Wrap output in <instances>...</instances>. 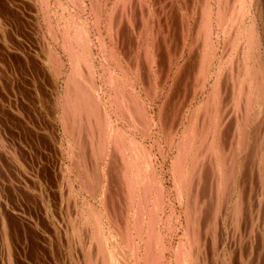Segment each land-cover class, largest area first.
<instances>
[{"label": "rangeland", "instance_id": "rangeland-1", "mask_svg": "<svg viewBox=\"0 0 264 264\" xmlns=\"http://www.w3.org/2000/svg\"><path fill=\"white\" fill-rule=\"evenodd\" d=\"M78 24L81 26L80 29ZM75 26L77 27L75 28ZM64 29L65 31H63ZM251 29L254 32H251ZM86 39L87 42H84ZM262 39L264 40V0H119V3L117 0H0V264H123V262H126L125 264H145L143 238H148V231L158 234L157 237L155 234L154 240L151 238L150 242L153 246L155 263L156 257H159L156 264H173L174 262V264H187L186 261L188 264H264V156H262L264 153V100L262 97L259 98L261 94L264 96V90L261 89L264 86V41ZM73 40L79 41L73 42ZM205 41L210 43V45L207 44L209 47L205 45ZM251 44L253 48L251 47L250 50ZM71 46L74 50L70 48ZM258 48L260 49L258 50ZM244 50L249 52L246 53ZM74 52L76 53L74 57L80 56L79 59L72 56ZM211 53L212 55H210ZM206 56L207 59L204 62ZM81 57L85 61H82ZM254 57H256L255 60ZM209 59L210 61H207ZM69 60L71 61L69 62ZM58 61L61 62L58 63ZM252 65H256V67ZM71 67H74L75 73ZM106 67L110 69V72L106 70L108 69ZM254 67L258 68L260 72ZM244 69L247 70L246 74H243ZM71 70L77 79L75 80V77L72 76L74 78L72 80L78 82L79 79L80 81L83 79L78 83H82V85L86 83L85 85L90 88L83 85L86 92L89 93L86 94V100L88 97L91 98H88L87 102L85 100V108L88 112L83 107V111L78 113V109L76 110L74 107L77 106L75 105L76 101L69 98L74 94L71 92L72 88L67 87L66 81L67 77H71ZM88 70L91 72L89 73ZM113 71L116 76H113ZM216 74L219 77H216ZM243 75H246L247 78H244ZM88 76L93 79L91 80ZM110 76L116 77V79H111ZM85 78H88L89 81L86 82ZM245 79L253 81L246 83ZM240 82L244 84L241 86ZM253 82L259 85L256 84V87ZM212 83L217 84L215 90H211ZM219 83L220 85H218ZM238 85L242 87L243 91ZM118 86H121V90ZM95 87L98 88L95 89ZM243 87L248 89V93L251 92L250 96H247L248 93ZM66 88L67 90L70 88V93ZM211 92L212 94H210ZM256 94L259 95L256 96ZM243 95L245 98L242 97ZM256 97L262 100V105L261 100L257 101ZM220 101L222 102L220 103ZM69 103H71V108ZM206 103H208L207 106ZM139 104L143 106L141 107ZM250 108L252 109L250 110ZM254 108H257L256 114ZM65 110H68L70 115ZM134 111L136 112L134 113ZM91 114H95L98 120ZM213 114V118L216 117L214 121L212 120ZM257 114H259L258 118H256ZM203 116H205L204 120ZM238 118L240 121L242 120L241 124H238L240 123L237 122ZM140 119L143 120V123ZM251 121L254 123L252 124ZM105 124L111 126L107 127L108 125ZM246 124L247 126L244 128ZM102 126L103 128H101ZM261 126L263 127L260 128ZM200 127L203 128V131ZM142 128H144L143 132ZM242 128L243 131H241ZM83 129L85 130L83 131ZM195 129L201 130L199 133L203 132L204 137H201L202 134L199 136L200 134ZM165 130L166 133H164ZM209 132L213 133L214 137L211 138ZM107 133L109 137L105 136ZM95 134L97 136L94 137ZM103 134L105 138L102 137ZM238 134L241 136L244 134V137L247 138H244L246 142L243 141V136L239 135L238 137ZM73 135L75 136L73 137ZM251 135L255 136L254 139ZM195 136H198L199 140H201L199 137L205 138L203 139L205 141L201 140L205 143L199 141ZM217 137L219 141L216 139ZM251 137L252 142L250 141ZM208 138L211 142L208 141ZM110 140L112 141L110 142ZM198 142L202 144H198ZM251 143L255 144L251 146ZM187 145L188 147H186ZM213 147L216 148L213 150ZM127 148L129 149L126 150ZM121 150H124L125 153H122ZM194 150L196 153L193 152ZM255 151L257 152L255 153ZM135 152L139 153L138 156L143 157L142 161L145 160L146 155L148 159L143 162L140 160L137 164L134 162L136 161L134 156L137 155ZM226 152L229 156L226 155ZM259 152L260 154H258ZM109 155L112 157L109 158ZM200 155L201 158H197ZM195 157L196 160H194ZM121 158L122 160H120ZM148 160L149 162H147ZM215 160H218L217 163ZM179 161H182V164H179ZM174 163L178 165L175 164V166ZM195 163L196 165H193ZM144 164L147 169L143 170ZM216 164L218 167H215ZM131 165L133 167H130ZM223 165L228 167L225 168ZM128 167L132 173L134 172V179L136 180V177L139 176L141 181L139 178L138 181L131 179L130 171L127 172ZM125 168L123 176L125 175L127 178L124 179L122 176L124 171L121 172V170ZM134 168L137 171H134ZM225 169L229 170H226L228 173L224 172ZM85 170L86 172H84ZM187 171L192 173L189 178L191 182L187 181L189 177V174L187 177L185 175ZM88 173L89 176H87ZM182 174L183 176H181ZM214 175H219L217 176L218 181ZM224 175L229 176L230 180ZM179 176L184 178L181 180ZM225 177L228 182H225ZM144 179H152L149 182L154 184L151 185L148 180L146 182ZM128 180L131 181L128 182ZM184 181L191 185L186 188L188 183L185 184ZM142 182L144 185H141ZM223 182L225 183L223 184ZM145 185L148 187L149 193L145 189ZM137 186L138 188H136ZM151 187L158 193L156 194ZM174 189L177 190L174 191ZM142 190L146 195H149L147 198L146 195H142ZM137 191L139 194L142 192L139 197ZM180 191L181 193H177ZM132 193L135 194L134 198L131 196ZM150 193H154L152 196L155 200L151 199ZM258 194L262 199L257 196ZM185 198H188V201ZM260 200L261 202H259ZM139 201L142 207L139 206ZM135 202L137 203L135 204ZM153 204L156 205V209ZM235 204L239 206L240 211L236 210L237 207L234 208ZM149 205H152L153 209H149L150 212L152 210V213L146 214ZM183 206H186L185 210ZM134 207L136 210H133ZM132 210L136 213L132 214ZM232 210L237 212L233 214ZM144 211L146 212L144 213ZM233 218L234 220H232ZM141 219L144 223H140ZM146 221L149 223L148 227H146ZM139 223L140 226L142 224V227H138ZM152 223L157 224L153 225ZM113 227L117 230L115 231ZM144 230H147V237L144 236ZM97 236L98 238H96ZM110 239L111 242H109ZM136 246L139 249H136ZM111 249L112 252H110ZM96 250H99V253ZM101 251L104 252L101 253ZM178 251L180 252L178 253ZM158 252L159 254H157Z\"/></svg>", "mask_w": 264, "mask_h": 264}, {"label": "bare ground", "instance_id": "bare-ground-1", "mask_svg": "<svg viewBox=\"0 0 264 264\" xmlns=\"http://www.w3.org/2000/svg\"><path fill=\"white\" fill-rule=\"evenodd\" d=\"M93 1H94V0H93ZM117 1H118V3H119V0H117ZM127 1H128V0H127ZM241 1H242V0H241ZM250 1H251V0H250ZM112 2H113V1H112ZM121 2H122V1H121ZM113 3H114V2H113ZM232 3H233V2H232ZM236 3H237V2H236ZM97 4H98V3H97ZM241 4H242V3H241ZM91 5H92V4H91ZM103 5H104V4H103ZM44 6H45V5H44ZM116 6H117V4H116ZM138 6H139V5H138ZM206 6H207V5H206ZM238 6H239V5H238ZM240 6H241V5H240ZM173 7H174V6H173ZM96 8H97V7H96ZM198 8H199V7H198ZM114 9H115V8H114ZM173 9H174V8H173ZM209 9H210V8H209ZM217 9H218V8H217ZM224 9H225V8H224ZM220 10H221V9H220ZM230 10H232V9H230ZM245 10H246V9H245ZM91 11H92V10H91ZM190 11H191V10H190ZM257 11H258V10H257ZM93 12H94V11H93ZM231 12H232V11H231ZM240 12H241V11H240ZM45 13H46V11H45ZM167 13H168V12H167ZM203 13H204V12H203ZM208 13H209V12H208ZM234 13H235V12H234ZM234 13H233V14H234ZM242 13H243V12H242ZM255 13H256V12H255ZM47 14H48V13H47ZM52 14H53V13H52ZM58 14H59V13H58ZM93 14H94V13H93ZM105 14H106V13H105ZM122 14H123V13H122ZM138 14H139V13H138ZM205 14H206V13H205ZM113 15H114V14H113ZM127 15H128V14H127ZM221 15H222V14H221ZM240 15H241V14H240ZM240 15H239V18H240ZM204 16H205V15H204ZM231 16H232V15H231ZM235 16H236V15H235ZM237 16H238V15H237ZM41 17H42V16H41ZM95 17H96V16H95ZM116 17H117V16H116ZM200 17H201V16H200ZM225 17H226V16H225ZM225 17H224V18H225ZM241 17H242V16H241ZM143 18H144V16H143ZM178 18H179V17H178ZM184 18H185V17H184ZM204 18H205V17H204ZM206 18H207V17H206ZM232 18H233V17H232ZM234 18H235V17H234ZM107 19H108V17H107ZM111 19H112V18H111ZM63 20H64V19H63ZM225 20H226V19H225ZM232 20H233V19H232ZM240 20H241V19H240ZM240 20H239V21H240ZM72 21H73V20H72ZM112 21L114 22V20H112ZM163 21H164V20H163ZM236 21H238V20H236ZM130 22H131V21H130ZM200 22H201V21H200ZM64 23H65V22H64ZM90 23H91V22H90ZM132 23H133V22H132ZM206 23H207V22H206ZM96 24H97V23H96ZM143 24H144V23H143ZM218 24H219V23H218ZM246 24H247V23H246ZM81 25H82V24H81ZM83 25H85V24H83ZM167 25H168V24H167ZM216 25H217V24H216ZM222 25H223V24H222ZM222 25H221V26H222ZM237 25H238V24H237ZM78 26H79V29H80L81 26H80L79 24H78ZM108 26H109V25H108ZM221 26H219V27H221ZM76 27H77V26H75V28H76ZM169 27H170V26H169ZM84 28H85V27H84ZM95 28H96V26H95ZM182 28H183V27H182ZM227 28H228V27H227ZM247 28H248V27H247ZM206 29H207V28H206ZM206 29H205V30H206ZM254 29H255V28H254ZM61 30H62V29H61ZM135 30H136V28H135ZM138 30H139V29H138ZM232 30H233V29H232ZM236 30H237V29H236ZM243 30H244V29H243ZM251 30H252L251 32H254L253 29H251ZM63 31H65V29H64ZM110 31H111V30H110ZM159 31H160V30H159ZM210 31H211V30H210ZM255 31H256V30H255ZM77 32H79V31H77ZM80 32H81V30H80ZM195 32H196V31H195ZM234 32H235V31H234ZM237 32H238V31H237ZM251 32H250V33H251ZM63 33H64V32H63ZM66 33H67V32H66ZM97 33H98V32H97ZM118 33H119V32H118ZM147 33H148V32H147ZM164 33H165V32H164ZM242 33H243V32H242ZM244 33H245V32H244ZM247 33H248V32H247ZM64 34H65V33H64ZM64 34H63V35H64ZM76 34H77V33H76ZM78 34H79V33H78ZM87 34H88V33H87ZM209 34H210V33H209ZM257 34H258V33H257ZM65 35H66V34H65ZM65 35H64V36H65ZM84 35H85V34H84ZM153 35H154V34H153ZM254 35H255V34H254ZM67 36H68V35H67ZM233 36H234V35H233ZM77 37H78V35H77ZM87 37H88V36H87ZM109 37H110V36H109ZM184 37H185V36H184ZM190 37H191V36H190ZM204 37H205V36H204ZM250 37H251V35H250ZM253 37H254V36H253ZM67 38H68V37H67ZM72 38H73V36H72ZM78 38H79V37H78ZM85 38H86V36H85ZM170 38H171V37H170ZM208 38H209V37H208ZM261 38H262V37H261ZM64 39H65V38H64ZM79 39H80V38H79ZM81 39H82V38H81ZM87 39H89V38H87ZM87 39H86V41H84V42H87ZM125 39H126V38H125ZM153 39H154V38H153ZM234 39H235V38H234ZM234 39H233V40H234ZM247 39H248V38L246 37V40H247ZM54 40H55V39H54ZM61 40H62V39H61ZM84 40H85V39H84ZM95 40H96V39H95ZM139 40H140V39H139ZM149 40H150V39H149ZM229 40H230V39H229ZM249 40H250V38H249ZM249 40H248V42H250ZM253 40H255V39H253ZM253 40H252V41H253ZM257 40H258V39L256 38V41H257ZM262 40H263V39H262ZM74 41H76V40H73V42H74ZM77 41H79V40H77ZM77 41H76V42H77ZM88 41H89V40H88ZM101 41H102V40H101ZM236 41H237V40H236ZM243 41H244V40H243ZM243 41H242V42H243ZM263 41H264V40H263ZM80 42H81V41H80ZM102 42H104V41H102ZM205 42H206V41H205ZM222 42H223V41H222ZM233 42H234V41H233ZM253 42H254V41H253ZM69 43H70V42H69ZM114 43H115V42H114ZM140 43H141V42H140ZM203 43H204V42H203ZM208 43H209V42H206L205 45H207ZM246 43H247V41H246ZM75 44H76V43H75ZM119 44H120V43H119ZM240 44H241V43H240ZM247 44H248V43H247ZM252 44H255V43H252ZM252 44H251V46H250V50H251ZM258 44H260V43H258ZM261 44H262V43H261ZM83 45H84V44H83ZM88 45H89V44H88ZM143 45H144V44H143ZM179 45H180V44H179ZM201 45H202V44H201ZM208 45H210V43H209ZM208 45H207V46H208ZM65 46H66V45H65ZM72 46H73V45H72ZM72 46L70 47L71 49H72ZM77 46H78V45H77ZM77 46H76V47H77ZM236 46H237V45H236ZM239 46L241 47V45H239ZM66 47H67V46H66ZM81 47H82V46H81ZM83 47H84V46H83ZM86 47H87V46H86ZM143 47H144V46H143ZM147 47H148V46H147ZM163 47H164V46H163ZM199 47H200V46H199ZM208 47H209V46H208ZM255 47H257V46H255ZM68 48H69V47H68ZM84 48H85V47H84ZM252 48H253V47H252ZM262 48H263V47H262ZM49 49H50V48H49ZM71 49H70V50H71ZM75 49H76V48H75ZM87 49H88V47H87ZM89 49H90V48H89ZM209 49H210V48H209ZM224 49H225V48H224ZM259 49H260V48H258V50H259ZM72 50H74V48H73ZM72 50H71V51H72ZM81 50H83V48H81ZM242 50H243V49H242ZM246 50H247V49H246ZM48 51H49V50H48ZM71 51L69 52V54L73 52V51H72V52H71ZM77 51H78V50H77ZM146 51H148V50H146ZM208 51H211V50H208ZM244 51H245V50H244ZM255 51H256V50H255ZM49 52H50V51H49ZM79 52H80V50H79ZM81 52H82V51H81ZM201 52H202V51H201ZM205 52H207V51H205ZM245 52H246V51H245ZM247 52H249V51H247ZM247 52H246V53H247ZM250 52H251V51H250ZM51 53H52V52H51ZM202 53H203V52H202ZM239 53H240V52H239ZM255 53H256V52H255ZM143 54H144V53H143ZM147 54H148V53H147ZM160 54H161V53H160ZM208 54H209V53H208ZM224 54H225V53H224ZM70 55H71V54H70ZM74 55H76L75 52H74V54H73L72 56L74 57ZM78 55H79V54H78ZM85 55H86V54H85ZM125 55H127V54H125ZM149 55H150V54H149ZM210 55H212V53H211ZM238 55H239V54H238ZM247 55H248V54H247ZM251 55H252V53H251ZM253 55H254V54H253ZM66 56H67V55H66ZM68 56H69V55H68ZM81 56H82V54H81ZM88 56H89V55H88ZM105 56H106V55H105ZM112 56H113V54H112ZM122 56H123V55H122ZM144 56H145V55H144ZM147 56H148V55H147ZM159 56H160V55H159ZM204 56H205V53H204ZM207 56H208V55H207ZM207 56H206V58L203 60L204 62H206L205 60L207 59ZM235 56H236V55H235ZM245 56H246V55H245ZM50 57H51V56H50ZM79 57H80V56H77V57H74V58H75V59H79ZM101 57H102V56H101ZM124 57H125V56H124ZM124 57H123V58H124ZM148 57H150V56H148ZM167 57H168V56H167ZM202 57H203V56H202ZM210 57L212 58V56H210ZM221 57H222V56H221ZM230 57H232V56H230ZM230 57H229V58H230ZM262 57H263V56H262ZM55 58H56V57H55ZM67 58L70 59V57H67ZM113 58H114V57H113ZM150 58H151V57H150ZM203 58H204V57H203ZM211 58H210V59H211ZM238 58H239V57H238ZM244 58H245V57H244ZM255 58H256V57H254V60H255ZM57 59H58V58H57ZM81 59H82V57H81ZM83 59H84V58H83ZM83 59H82V61H85V60H83ZM90 59H91V58H90ZM114 59H115V58H114ZM128 59H129V57H128ZM168 59H169V58H168ZM210 59L207 60V61H210ZM72 60H73V59H72ZM115 60H116V59H115ZM129 60H130V59H129ZM218 60H219V59H218ZM221 60H222V59H221ZM225 60H226V59H225ZM260 60H261V59H260ZM51 61H52V60H51ZM70 61H71V60H69V62H70ZM75 61H76V60H75ZM242 61H243V60H242ZM250 61H251V60H250ZM60 62H61V61H60ZM60 62L58 61V63H60ZM73 62H74V61H73ZM88 62H91V61H88ZM116 62L118 63V61H116ZM131 62H132V61H131ZM200 62H201V61H200ZM219 62H220V61H219ZM239 62H240V61H239ZM261 62H262V61H261ZM77 63H78V62H77ZM151 63H152V62H151ZM151 63H150V64H151ZM221 63H222V62H221ZM230 63H231V62H230ZM262 63H263V62H262ZM69 64H70V63H69ZM82 64H83V63H82ZM82 64H81V66H82ZM115 64H116V63H115ZM120 64H121V63H120ZM122 64H123V63H122ZM202 64H204V63H202ZM219 64H220V63H219ZM219 64H217L218 67H219ZM237 64H238V63H237ZM248 64H249V63H248ZM256 64H257V63H256ZM73 65H74V63H73ZM79 65H80V64H79ZM84 65H85V64H84ZM112 65H113V64H112ZM156 65H157V64H156ZM207 65H208V64H207ZM220 65H221V64H220ZM241 65H242V64H241ZM243 65H245V64H243ZM246 65H247V64H246ZM53 66H54V64H53ZM74 66H75V65H74ZM76 66H77V65H76ZM104 66H105V65H104ZM129 66H130V65H129ZM133 66H134V65H133ZM208 66H209V65H208ZM247 66H248V65H247ZM247 66H246V67H247ZM252 66H255V67H256V65H252ZM260 66H261V65H260ZM260 66H258L259 69H260ZM112 67H113V66H112ZM116 67H117V66H116ZM120 67H121V66H120ZM201 67H202V66H201ZM233 67H234V65H233ZM248 67H249V66H248ZM255 67H254V68H255ZM261 67H262V66H261ZM58 68H59V67H58ZM67 68H68V67H67ZM71 68H72V67H71ZM85 68H86V67H85ZM100 68H101V67H100ZM106 68H108V67H106ZM207 68H208V67H207ZM234 68H235V67H234ZM251 68H253V67H251ZM52 69H53V68H52ZM54 69H55V68H54ZM75 69H76V68H75ZM79 69H80V68H79ZM88 69H89V66H88ZM201 69H202V68H201ZM228 69H229V68H228ZM240 69H241V68H240ZM245 69H246V68H245ZM245 69H244L243 74H246V72H247V70H245ZM255 69H256V70H259L258 68H255ZM72 70H74V67L72 68ZM72 70H71V71H72ZM90 70H91V69H90ZM90 70H88L89 73L91 72ZM104 70H105V69H104ZM104 70H103V71H104ZM106 70L109 71L110 69L108 68V69H106ZM112 70H113V69H112ZM136 70H137V69H136ZM219 70H221V69H219ZM219 70H218V72H219ZM253 70H254V69H253ZM260 70H262V69H260ZM260 70H259L258 72H260ZM58 71H59V70H58ZM224 71H225V70H224ZM233 71H234V70H233ZM239 71H240V70H239ZM241 71H242V70H241ZM51 72H52V71H51ZM67 72H68V71H67ZM69 72H70V71H69ZM78 72H79V71H78ZM101 72H102V71H101ZM109 72H110V71H109ZM119 72H120V71H119ZM204 72H205V71H204ZM218 72H217V73H218ZM228 72H229V71H228ZM74 73H75V70H74ZM74 73H73V71H72L71 77H67V76H65V77L68 78V79L66 80L67 83H68V84H67V87L70 86V87L72 88V89H71L72 91L70 90V88H68L69 90H67V88H66V90H67L69 93H70V91H71L72 93L74 92V94L71 93L72 95H71L69 98H71V99H73V100L76 101V102L73 101V102H75V105H77V106H74V107H76V110L78 109L77 111H78V113H79V111L81 112V110H82L83 107H84L85 111H87V109L85 108V106H86V105H85V104H86V103H85V100H86L85 97H87L86 94H87L88 92H86V89H84V87H83V85H85L86 83L83 84V85H82V83H78V82L80 81V79L78 80V82L75 81V80H77V79H76V77L74 76ZM123 73H124V72H123ZM125 73H126V72H125ZM143 73H144V72H143ZM213 73H214V72H213ZM219 73H220V72H219ZM219 73H218V74H219ZM229 73H230V72H229ZM252 73H253V72H252ZM252 73H251V74H252ZM261 73H262V71H261ZM76 74H77V73H76ZM104 74H105V73H104ZM108 74L110 75V73H108ZM108 74H106V76H107ZM113 74H114V71H113ZM218 74H216V77H219V76H217ZM255 74L258 76L257 71H255ZM255 74H254V75H255ZM259 74H260V73H259ZM77 75H78V74H77ZM79 75H80V73H79ZM84 75H85V74H84ZM109 75H108V77H109ZM132 75H133V74H132ZM256 75H255V76H256ZM72 76L75 77V80H72V79H74ZM99 76H100V75H99ZM113 76H116V74H114ZM119 76H120V75H119ZM119 76H118V77H119ZM193 76H194V75H193ZM198 76H199V75H198ZM240 76H241V75H240ZM243 76H244V78L246 77V75H243ZM252 76H253V75H252ZM257 76H256V77H257ZM259 76H261V75H259ZM88 77L91 78V76H88ZM104 77H105V76H104ZM110 77H111V76H110ZM206 77H207V76H206ZM241 77H242V76H241ZM249 77H250V76H249ZM51 78H52V77H51ZM127 78H128V77H127ZM220 78H221V77H220ZM246 78H247V77H246ZM63 79H64V77H63ZM85 79H86V78H85ZM92 79H93V77L91 78V80H92ZM111 79H116V77H115V78H112V77H111ZM123 79H124V78H123ZM125 79H126V78H125ZM138 79H139V78H138ZM164 79H165V78H164ZM200 79H201V78H200ZM203 79H204V78H203ZM215 79L217 80L218 78H215ZM215 79H212V80H215ZM263 79H264V78H263ZM263 79H262V80H263ZM82 80H83V79H81V81H82ZM87 80L89 81L88 78L86 79V82H87ZM107 80H109V79L107 78ZM107 80H106V81H107ZM119 80H120V79H119ZM126 80H127V79H126ZM139 80H141V78H140ZM205 80H206V79H205ZM218 80H219V79H218ZM81 81H80V82H81ZM84 81H85V80H84ZM106 81H105V82H106ZM109 81H110V80H109ZM245 81H246V83H247L248 81H251V80H248V81H247V79H245ZM252 81H253V80H252ZM252 81H251V82H252ZM260 81H261V80H260ZM63 82H65V81H63ZM94 82H95V81H94ZM110 82H112V81H110ZM115 82H116V81H115ZM122 82L125 83L124 81H122ZM126 82H127V81H126ZM130 82H131V81H130ZM134 82H135V81H134ZM256 82H257V81H256ZM262 82H263V81H262ZM107 83H108V82H107ZM112 83H113V82H112ZM216 83H217V82H216ZM216 83H215V85L212 83V84H213V87L211 86V87H212L211 90H215L214 88H215L216 85H217ZM240 83H241V84H239V85H241V86L244 84V83L242 84V82H240ZM246 83H245V84H246ZM113 84H114V83H113ZM115 84H116V83H115ZM119 84H120V83H119ZM119 84H118V85H119ZM249 84H250V82H249ZM253 84H255V86H256V84H258V83H254V82H253ZM64 85H65V83H64ZM109 85H110V84H109ZM123 85H124V84H123ZM123 85H122V86H123ZM127 85H128V84H127ZM129 85H131V84H129ZM218 85H220V83H219ZM239 85H238V86H239ZM258 85H259V84H258ZM87 86H88V85H87ZM87 86L85 85L86 88H88ZM91 86H92V85H91ZM93 86H94V85H93ZM96 86H97V85H96ZM114 86H115V85H114ZM236 86H237V85H236ZM241 86H239V87H240L241 90H242V87H241ZM247 86H248V85H247ZM109 87H110V86H109ZM118 87H119V86H118ZM120 87H121V86H120ZM120 87H119V88H120ZM123 87H124V86H123ZM130 87H131V86H130ZM217 87H218V86H217ZM229 87H230V86H229ZM248 87H249V86H248ZM248 87H247V88H248ZM256 87H257V86H256ZM93 88H94V87H93ZM96 88H98V87H95V89H96ZM232 88H233V87H232ZM240 88H239V89H240ZM245 88H246V87H245ZM88 89H90V88H88ZM112 89H113V88H112ZM117 89H118V88H117ZM122 89H123V88H122ZM126 89H127V88H126ZM146 89H147V88H146ZM148 89H149V88H148ZM235 89H236V88H235ZM235 89H234V90H235ZM239 89H238V90H239ZM243 89H244V87H243ZM261 89L264 90V86L261 87ZM104 90H105V89H104ZM119 90H121V88H120ZM127 90H128V89H127ZM226 90H227V89H226ZM231 90H232V89H231ZM244 90H246V89H244ZM247 90H248V89H247ZM247 90H246V93H248ZM87 91H88V90H87ZM111 91H112V90H111ZM128 91H129V90H128ZM242 91H243V90H242ZM250 91H251V90H250ZM255 91H256V90H255ZM255 91H253V92H255ZM101 92H102V90L100 91V93H101ZM112 92H113V91H112ZM121 92H122V91H121ZM153 92H154V91H153ZM212 92H213V91H212ZM212 92H211L210 94H212ZM223 92H224V91H223ZM237 92L239 93V91H237ZM244 92H245V91H244ZM258 92H259V91H258ZM63 93H65V91H63ZM93 93H95V92L93 91ZM107 93H108V91H107ZM109 93H110V92H109ZM122 93H123V92H122ZM127 93H128V92H127ZM227 93H228V92H227ZM233 93H234V92H233ZM238 93H237V95L240 94V93H239V94H238ZM246 93H244V95H245ZM249 93H251V92H249ZM249 93H248V95H247V94H246V95H247V96H250ZM256 93H257V92H256ZM88 94H89V93H88ZM119 94H120V93H119ZM131 94H132V93H131ZM194 94H195V93H194ZM229 94H230V92H229ZM242 94H243V93H242ZM260 94H261V93H260ZM263 94H264V92H263ZM85 95H86V96H85ZM91 95H92V94H91ZM106 95H107V94H106ZM109 95H110V94H109ZM124 95H125V93H124ZM208 95H209V94H208ZM244 95H243L242 97H244ZM253 95H254V94H253ZM253 95H252V97H253ZM257 95H259V94H256V96H257ZM89 96H90V95H89ZM96 96H97V95H96ZM96 96H94V97H96ZM110 96H111V95H110ZM120 96H121V95H120ZM127 96H128V95H127ZM209 96H212V95H209ZM229 96H230V95H229ZM61 97H62V96H61ZM65 97H66V96H65ZM65 97H64V98H65ZM112 97H113V95H112ZM117 97H118V96H117ZM233 97H234V95H233ZM260 97H262V99L264 100V98H263L264 96H262V94H261V96L259 95V98H260ZM88 98H90V97H88ZM88 98H87L86 102L88 101ZM107 98H108V96H107ZM139 98H140V97H139ZM217 98H218V97H217ZM228 98H229V97H228ZM238 98H239V96H238ZM240 98H241V96H240ZM244 98H245V97H244ZM253 98H254V97H253ZM253 98H252V99H253ZM259 98L257 99V97H256L255 99H257V101H258ZM57 99H58V98H57ZM71 99H70V100H71ZM90 99H91V98H90ZM95 99H96V98H95ZM120 99H121V98H120ZM210 99H211V98H210ZM210 99H209V101H210ZM214 99H215V98H214ZM214 99H213V100H214ZM225 99H226V97H225ZM229 99H230V98H229ZM248 99H250V97H248ZM63 100H64V99H63ZM67 100H69V99H67ZM107 100H108V99H107ZM112 100H114V99H112ZM117 100H118V99H117ZM137 100H138V99H137ZM238 100H240V99H238ZM242 100H243V99H241L240 101H242ZM260 100H261V99H260ZM260 100H259V101H260ZM92 101H93V100H92ZM214 101H215V100H214ZM231 101H232V100H231ZM234 101H235V100H234ZM97 102H98V100H97ZM110 102H111V101H110ZM141 102H142V101H141ZM216 102H217V101H216ZM221 102H222V101H220V103H221ZM237 102H238V101H237ZM248 102H251V101L248 100ZM248 102H247V103H248ZM252 102H253V101H252ZM261 102H262V100L260 101V103H261ZM60 103L62 104V102H60ZM67 103H68V102H67ZM71 103H72V102H71ZM71 103H69V106H70ZM94 103H95V102H94ZM94 103H93V104H94ZM107 103H108V102H107ZM116 103H118V102H116ZM242 103H243V102H242ZM254 103L256 104V101H254ZM124 104H125V103H124ZM216 104H217V103H216ZM244 104L246 105V103H244ZM249 104H250V103H249ZM263 104H264V101H263ZM73 105H74V103H73ZM91 105H92V102H91ZM95 105H96V104H95ZM102 105H103V104H102ZM106 105H107V104H106ZM114 105H115V104H114ZM128 105H129V104H128ZM134 105H135V104H134ZM139 105H140V104H139ZM144 105H145V104H144ZM205 105L207 106L208 103H206ZM211 105H212V104H211ZM222 105H223V103H222ZM239 105H240V104H239ZM261 105H262V103H261ZM69 106H66V107L68 108ZM87 106H88V105H87ZM96 106H97V105H96ZM108 106L110 107V105H108ZM123 106H124V105H123ZM137 106H138V105H137ZM140 106H141V105H140ZM142 106H143V105H142ZM142 106H141V107H142ZM161 106H162V105H161ZM233 106H234V105H233ZM248 106H251V105H248ZM248 106H247V107H248ZM257 106H259V105L257 104ZM263 106H264V105H263ZM263 106H262V107H263ZM60 107H61V105H60ZM89 107H90V106H89ZM101 107H102V106H101ZM124 107H125V106H124ZM124 107H123V108H124ZM138 107H139V106H138ZM138 107H137V108H138ZM141 107H140V108H141ZM179 107H180V106H179ZM193 107H194V106H193ZM200 107H201V106H200ZM214 107H215V106H214ZM262 107H261V108H262ZM70 108H71V106H70ZM79 108H81V109L79 110ZM92 108H93V106H92ZM107 108H108V107H107ZM114 108H115V107H114ZM163 108H164V107H163ZM183 108H184V107H183ZM206 108H208V107H206ZM212 108H213V106H212ZM221 108H222V106H221ZM235 108H236V107H235ZM245 108H246V107H245ZM252 108H253V107H252ZM252 108H250V110H251ZM257 108H258V107H257ZM257 108H256V109H257ZM64 109H65V107H64ZM64 109H63V110H64ZM88 109H90V108H88ZM132 109H133V108H132ZM194 109H195V108H194ZM202 109H203V108H201V110H202ZM229 109H230V107H229ZM243 109H244V108H243ZM256 109L254 108V111H255L254 113H255V114H256ZM76 110H75V111H76ZM93 110H94V109H93ZM99 110H100V109H99ZM111 110H112V109H111ZM117 110H118V109H117ZM123 110H125V109H123ZM134 110H136V109L134 108ZM138 110L141 111V109H138ZM142 110H143V109H142ZM196 110H197V109H196ZM203 110H204V109H203ZM205 110H206V109H205ZM218 110H219V108H218ZM244 110H245V109H244ZM250 110H249V111H250ZM65 111L68 112V110H65ZM65 111H63V112H65ZM71 111L73 112V110H71ZM82 111H83V110H82ZM89 111H90V110H89ZM101 111H102V110H101ZM105 111H106V110H105ZM144 111H145V110H144ZM234 111H235V110H234ZM249 111H248V112H249ZM262 111H263V110H262ZM67 112H65V113L67 114ZM87 112H88V111H87ZM124 112H125V111H124ZM127 112H128V110H127ZM135 112H136V111H134V113H135ZM145 112H146V111H145ZM159 112H160V111H159ZM159 112H158V113H159ZM201 112H202V111H201ZM213 112H214V110H213ZM238 112H239V111H238ZM263 112H264V111H263ZM68 113H69V112H68ZM78 113L75 112V114H78ZM98 113L100 114L101 112L99 111ZM115 113H116V112H115ZM121 113H122V112H121ZM151 113H152V112H151ZM211 113H212V112H211ZM80 114H81V113H80ZM87 114H89V113H87ZM96 114H97V113H96ZM113 114H114V113H113ZM124 114H125V113H124ZM126 114H127V113H126ZM159 114H161V112H160ZM194 114H195V113H194ZM198 114H200V113L198 112ZM198 114H197V115H198ZM201 114H202V113H201ZM214 114H215V113H214ZM214 114H213L212 118L214 117ZM233 114H234V113H233ZM242 114H243V112H242ZM255 114H254V116H255ZM259 114H260V113H259ZM259 114H257L256 118L259 117ZM67 115H68V114H67ZM69 115H70V113H69ZM89 115H90V114H89ZM92 115H93V114H91V116H92ZM102 115H103V114H102ZM118 115H119V114H118ZM136 115H137V114H136ZM143 115H144V113H143ZM203 115H204V114H203ZM76 116H77V115H76ZM93 116L96 117V118H95L96 120H98V118H97V116H95V114H94ZM109 116H110V115H109ZM126 116H127V115H126ZM144 116H145V115H144ZM191 116H192V115H191ZM198 116H200V115H198ZM201 116H202V115H201ZM218 116H219V114H218ZM224 116H225V115H224ZM236 116H237V115H236ZM239 116H240V115H239ZM242 116H243V115H242ZM254 116H253V117H254ZM260 116H261V115H260ZM117 117H118V116H117ZM120 117H121V116H120ZM124 117H125V116H124ZM142 117H143V116H142ZM146 117H147V116H146ZM160 117H162V116H160ZM160 117H158V118H160ZM196 117H197V116H196ZM204 117H205V116H203V118H202L203 120H204ZM206 117H207V116H206ZM234 117H235V116H234ZM251 117H252V116H251ZM253 117H252V118H253ZM262 117H263V115H262ZM66 118H68V117H66ZM84 118H85V117H84ZM105 118H106V117H105ZM114 118H115V116H114ZM188 118H189V117H188ZM190 118H192V117H190ZM215 118H216V117H215ZM215 118H213L212 120L214 121ZM231 118H232V116H231ZM241 118H242V117H241ZM69 119H71V118H69ZM75 119H76V118H75ZM78 119H79V118H78ZM121 119H122V118H121ZM129 119H130V118H129ZM136 119H137V118H136ZM150 119H151V118H150ZM160 119H162V118H160ZM221 119H222V118H221ZM238 119H239V118H238ZM238 119H237V120H238ZM243 119H244V118H243ZM67 120H68V119H67ZM83 120H85V119H83ZM92 120H93V119H92ZM107 120H109V119H107ZM107 120H106V121H107ZM115 120H116V119H115ZM127 120H128V119H127ZM134 120H135V119H134ZM140 120H141V119H140ZM187 120H188V119H187ZM189 120H190V119H189ZM200 120H201V119H200ZM200 120H199V121H200ZM205 120H206V119H205ZM231 120H232V119H231ZM237 120H236V121H237ZM261 120H262V119H261ZM261 120H260V121H261ZM75 121H76V120H75ZM75 121H74V122H75ZM142 121H143V120H141V122H142ZM150 121H151V120H150ZM154 121H155V120H154ZM190 121H191V120H190ZM194 121H195V120H194ZM196 121H197V119H196ZM196 121H195V122H196ZM234 121H235V120H234ZM241 121H242V120H241ZM241 121H240V119H239L237 122H240V123H238V124H241ZM248 121H249V119H248ZM252 121H254V120H252ZM252 121H251V122H252ZM257 121H258V119H257ZM260 121H259V122H260ZM63 122H64V121H63ZM95 122L97 123V121H95ZM98 122H99V121H98ZM108 122H109V121H108ZM108 122H106V123H108ZM218 122H219V120H218ZM218 122H217V123H218ZM251 122H250V123H251ZM254 122H255V121H254ZM254 122H252V124H253ZM263 122H264V121H263ZM65 123H66V122H65ZM69 123H70V122H69ZM142 123H143V122H142ZM203 123H204V122H203ZM203 123H201V124H203ZM215 123H216V122H215ZM215 123H213V124H215ZM224 123H225V122H224ZM255 123H256V122H255ZM83 124H84V122H83ZM88 124H89V123H88ZM91 124H94V123H91ZM108 124H109V123H108ZM108 124H107V125H108ZM112 124H113V123H112ZM130 124H131V123H130ZM150 124H151V123H150ZM155 124H156V122H155ZM182 124H183V123H182ZM189 124H190V123H189ZM199 124H200V123H199ZM238 124H237V126H238ZM252 124H251V126H252ZM257 124H261V123H257ZM263 124H264V123H263ZM61 125H62V124H61ZM66 125H67V124H66ZM76 125H77V124H76ZM85 125H86V124H85ZM85 125H84V126H85ZM105 125H106V124H105ZM107 125H106V126H107ZM131 125H132V124H131ZM147 125H148V124H147ZM186 125H188V124H186ZM194 125H195V124H194ZM205 125H206V124H205ZM62 126H63V125H62ZM73 126H75L74 123H73ZM82 126H83V125H82ZM88 126H89V125H88ZM88 126H87V128H88ZM98 126H99V125H98ZM110 126H111V125H108L107 127H110ZM126 126H127V125H126ZM136 126H137V125H136ZM200 126H201V125H200ZM210 126H211V125H210ZM246 126H247V124L244 126V128H246ZM263 126H264V125H263ZM263 126H261L260 128H262ZM67 127H68V126H67ZM69 127H70V126H69ZM90 127H91V126H90ZM93 127H94V126H93ZM93 127H92V128H93ZM104 127H105V126H104ZM107 127H106V128H107ZM113 127H115V126H113ZM143 127H144V126H143ZM160 127H161V126H160ZM198 127H199V126H198ZM202 127L205 128L206 126H205V127L202 126ZM240 127H242V125H240ZM240 127H237V128H240ZM73 128H75V127H73ZM83 128H84V127H83ZM85 128H86V127H85ZM101 128H103V126H102ZM125 128H126V127H125ZM184 128H185V127H184ZM195 128L197 129V126H195ZM200 128H201V127H200ZM200 128H199V129H200ZM203 128H201L202 131H203ZM209 128H210V127H209ZM237 128H236V129H237ZM247 128H248V127H247ZM250 128H252V127H250ZM76 129H77V128H76ZM79 129H80V128H79ZM79 129H78V130H79ZM94 129H96V128H94ZM107 129H108V128H107ZM122 129H123V128H122ZM127 129H128V127H127ZM143 129H144V128H142V132H143ZM187 129H188V128H187ZM192 129H193V128H192ZM196 129H195V130H196ZM240 129H241V128H240ZM240 129H239V130H240ZM74 130H75V129H74ZM80 130H81V129H80ZM84 130H85V129H83V131H84ZM89 130H90V129H89ZM102 130H103V129H102ZM108 130H109V129H108ZM110 130H111V129H110ZM117 130H118V129H117ZM119 130H120V129H119ZM201 130H199V131H201ZM220 130H221V129H220ZM230 130H232V129H230ZM239 130H238V131H239ZM245 130H246V129H245ZM261 130H262V129H261ZM263 130H264V129H263ZM67 131H68V130H67ZM75 131H76V130H75ZM131 131H132V130H131ZM138 131H140V130H138ZM162 131H163V130H162ZM183 131H184V130H183ZM183 131H182V132H183ZM196 131H197V130H196ZM199 131H197V132L199 133ZM208 131H209V130H208ZM218 131H219V130H218ZM218 131H217V133H218ZM221 131H222V130H221ZM223 131H224V130H223ZM241 131H243V128H242ZM257 131H258V130H257ZM259 131H260V130H259ZM259 131H258V132H259ZM73 132H74V131H73ZM91 132H92V131H91ZM94 132L96 133V130H95ZM111 132H112V131H111ZM118 132H119V131H118ZM142 132H141V133H142ZM173 132H174V131H173ZM206 132H207V131H206ZM232 132H233V131H232ZM239 132H240V131H239ZM260 132H262V131H260ZM71 133H72V132H71ZM79 133H80V132H79ZM103 133H104V132H103ZM105 133H106V132H105ZM119 133H120V132H119ZM132 133H133V132H132ZM164 133H166V130L164 131ZM167 133H168V132H167ZM184 133H185V132H183V134H184ZM189 133H190V132H189ZM192 133H193V132H192ZM198 133H197V135H198ZM207 133H208V132H207ZM207 133H206V135H207ZM209 133H210V132H209ZM240 133H241V132H240ZM72 134H73V133H72ZM75 134H76V133H75ZM84 134H85V133H84ZM101 134H102V133H101ZM107 134H108V133H107ZM107 134H106L105 136L109 137V134H108V135H107ZM173 134H174V133H173ZM173 134H171V135H173ZM194 134H195V133H194ZM199 134H200V133H199ZM201 134L203 135V132H202ZM201 134H200L199 136H201ZM245 134H246V133H245ZM253 134H254V133H253ZM65 135H66V134H65ZM78 135H79V134H78ZM113 135H114V133H113ZM115 135H116V134H115ZM120 135H122V134H120ZM124 135H126L125 132H124ZM136 135H137V134H136ZM174 135H175V134H174ZM180 135H181V133H180ZM185 135H186V133H185ZM185 135H184V137H186ZM195 135H196V134H195ZM210 135H211V138L214 137V136H212L213 133H210ZM210 135H209V136H210ZM217 135H218V134H217ZM217 135H216V136H217ZM221 135H222V133H221ZM239 135H240V134H238V137H239ZM262 135H263V134H262ZM68 136H69V135H68ZM74 136H75V135H73V137H74ZM85 136H86V135H85ZM91 136H92V135H91ZM91 136H89V137H91ZM93 136L95 137V136H97V135L95 134V135H93ZM164 136H165V135H164ZM175 136H176V135H175ZM228 136H229V135H228ZM231 136H232V135H231ZM240 136H241V135H240ZM242 136H243L242 139H243V141H244V138H245V137H244V134H243ZM242 136H241V137H242ZM245 136H246V135H245ZM251 136H252V135H251ZM102 137H104V134H103ZM115 137H116V136H115ZM117 137H120V136H117ZM130 137H131V135H130ZM130 137H129V138H130ZM133 137H134V136H133ZM142 137H143V136H142ZM188 137H189V136H188ZM190 137H191V136H190ZM192 137H193V136H192ZM195 137H196V136H195ZM201 137H204V135L201 136ZM201 137H199L201 140L205 139V138H201ZM207 137H208V136H207ZM252 137H253V139H254L255 136L253 135ZM252 137H251V140H250L251 142H252ZM256 137H258V135H256ZM76 138H77V137H76ZM104 138H105V137H104ZM123 138H124V137H123ZM137 138H138V137H137ZM139 138H140V137H139ZM158 138H159V137H158ZM170 138H171V137H170ZM193 138H194V137H193ZM196 138L198 139V136H197ZM209 138H210V137H209ZM209 138H208V139H209ZM79 139H80V135H79ZM86 139H87V138H86ZM90 139H91V138H90ZM107 139H108V138H107ZM111 139H112V138H111ZM130 139H131V138H130ZM132 139H133V138H132ZM189 139H190V138H189ZM214 139H215V138H214ZM216 139H218V137H217ZM216 139H215V141H216ZM237 139H238V138H237ZM245 139H247V138H245ZM82 140H83V139H82ZM91 140H92V139H91ZM115 140H116V139H115ZM115 140H114V141H115ZM121 140H122V137H121ZM135 140H136V139H135ZM168 140H169V139H168ZM168 140H167V141H168ZM171 140H172V139H171ZM186 140H187V138H186ZM194 140H195V138H194ZM198 140H199V139H198ZM201 140H199V141H201ZM212 140H213V139H212ZM256 140H257V139H256ZM261 140H262V139H261ZM77 141H78V140H77ZM96 141H97V140H96ZM111 141H112V140H110V142H111ZM116 141H117V140H116ZM129 141L131 142V140H129ZM129 141H128V142H129ZM132 141H133V140H132ZM136 141H137V140H136ZM181 141H183V140H181ZM189 141H190V140H189ZM192 141H193V140H192ZM203 141H205V140H203ZM208 141L211 142L210 139H209ZM218 141H219V139H218ZM253 141H254V140H253ZM72 142H73V141H72ZM81 142H82V141H81ZM86 142H87V141H86ZM97 142H98V141H97ZM117 142H119V141H117ZM137 142H139V141H137ZM201 142H202V141H201ZM239 142H241V141H239ZM244 142H246V141H244ZM263 142H264V141H263ZM123 143H124V142H123ZM123 143H122V145H123ZM133 143H134V141H133ZM133 143H132V144H133ZM135 143H136V142H135ZM140 143H141V142H140ZM191 143H192V142H191ZM199 143H200V142H198V144H199ZM202 143H205V142H202ZM202 143H200V144H202ZM207 143H208V142H207ZM215 143H217V142H215ZM215 143H214V144H215ZM236 143H237V140H236ZM256 143H257V142H256ZM74 144H75V143H74ZM102 144H103V143H102ZM110 144H111V143H110ZM138 144H139V143H138ZM138 144H137V145H138ZM144 144H145V143H144ZM164 144H165V143H164ZM179 144H180V143H179ZM186 144H187V143H186ZM189 144H190V143H189ZM211 144H212V143H211ZM211 144H208V145H211ZM214 144H212V145H214ZM217 144L219 145V143H217ZM240 144H241V143H240ZM254 144H255V143H254ZM254 144L251 143V146L254 145ZM262 144H263V143H262ZM112 145H113V144H112ZM118 145H119V144H118ZM122 145H121V146H122ZM160 145H161V144H160ZM168 145H170V144H168ZM181 145H182V144H181ZM184 145H185V144H184ZM190 145H193V144H190ZM204 145H205V144H204ZM206 145H207V144H206ZM235 145H236V144H235ZM257 145H258V144H257ZM94 146H95V142H94ZM121 146H120V147H121ZM196 146H197V145H196ZM199 146H200V145H199ZM215 146H216V145H215ZM247 146H248V145H247ZM77 147H78V146H77ZM81 147H82V145H81ZM85 147H86V146H85ZM137 147H138V146H137ZM179 147H181V146H179ZM183 147H184V146H183ZM186 147H188V145H187ZM211 147H212V146H211ZM238 147H239V146H238ZM238 147H237V148H238ZM253 147H254V146H253ZM72 148H73V147H72ZM82 148H83V147H82ZM86 148H87V147H86ZM88 148H89V147H88ZM103 148L105 149L106 147H103ZM114 148H115V147H114ZM129 148H130V146H129ZM129 148H127L126 150H128ZM133 148H134V147H133ZM138 148H141V147H138ZM198 148H199V147H198ZM206 148H207V147H206ZM208 148H210V147H208ZM215 148H216V147H215ZM215 148L213 147V150H214ZM221 148H222V147H221ZM224 148H225V147H224ZM235 148H236V147H235ZM254 148H255V147H254ZM254 148H253V149H254ZM70 149H71V148H70ZM94 149H95V147H94ZM104 149H103V151H104ZM109 149H110V148H109ZM112 149H113V148H112ZM177 149H179V148H177ZM181 149H183V148H181ZM184 149H188V148H184ZM211 149H212V148H211ZM219 149H220V147H219ZM249 149H250V148H249ZM262 149H263V148H262ZM86 150H87V149H86ZM132 150H133V149H132ZM146 150H147V149H146ZM148 150H149V149H148ZM190 150H191V149H190ZM196 150H197V149H196ZM204 150H205V149H204ZM223 150H224V149H223ZM230 150H231V149H230ZM245 150H246V149H245ZM72 151H73V149H72ZM88 151H89V150H88ZM99 151H100V150H99ZM110 151H111V150H110ZM114 151H115V150H114ZM117 151H118V150H117ZM122 151H123V152H122ZM135 151L139 152L140 150H135ZM176 151H177V150H176ZM209 151H210V149H209ZM220 151H221V150H220ZM263 151H264V150H263ZM80 152H81V151H80ZM94 152H96V151H94ZM115 152H116V151H115ZM121 152H122V153H125L124 150H121ZM144 152H145V151H144ZM148 152H149V151H148ZM179 152H180V150H179ZM184 152H185V151H184ZM193 152L196 153L195 150H194ZM211 152H212V150H211ZM211 152H210V153H211ZM221 152H222V151H221ZM237 152H238V151H237ZM243 152H244V151H243ZM256 152H257V151H255V153H256ZM72 153H73V152H72ZM88 153H89V152H88ZM88 153H87V154H88ZM122 153H121V154H122ZM135 153H136V152H135ZM142 153H143V151H142ZM195 153H194V154H195ZM201 153H203V152H201ZM205 153H206V152H205ZM205 153H204V154H205ZM212 153H213V152H212ZM233 153H234V152H233ZM233 153H232V155H233ZM247 153H248V152H247ZM247 153H246V154H247ZM77 154H78V153H77ZM89 154H90V153H89ZM113 154H115V153H113ZM116 154H117V153H116ZM129 154H130V152H129ZM136 154H137V155H135V156L133 155V156H134V160H136V161H134V162H137V164H138V163L140 162V160L142 161V158H143V157H141V155L138 156L139 153H136ZM145 154H146V153H145ZM145 154H144V156H145ZM174 154H175V153H174ZM180 154H182V153H180ZM180 154H179V156H181ZM190 154H191V153H190ZM220 154H221V153H220ZM235 154H236V152H235ZM244 154H245V153H244ZM252 154H254V153H252ZM258 154H260V152H259ZM263 154H264V153H263ZM263 154H262V156H264ZM81 155H82V154H81ZM91 155H92V154H91ZM142 155H143V154H142ZM148 155H149V154H148ZM176 155H177V154H176ZM206 155H207V154H206ZM217 155H219L218 152H217ZM221 155H222V154H221ZM226 155L229 156V154H228L227 152H226ZM254 155H255V154H254ZM256 155H257V154H256ZM256 155H255V156H256ZM88 156H89V155H88ZM97 156H98V154H97ZM119 156H120V155H119ZM126 156H127V155H126ZM130 156H132V155H130ZM183 156H184V155H183ZM183 156H182V158H183ZM197 156H199V155H197ZM197 156H196V157H197ZM202 156H203V155H202ZM207 156H208V155H207ZM240 156H241V155H240ZM255 156H254V157H255ZM102 157H103V156H102ZM111 157H112V156L109 155V158H111ZM140 157H141V159H140ZM151 157H152V156H151ZM196 157L194 158V160H196ZM219 157H220V156H219ZM219 157H218V158H219ZM235 157H236V155H235ZM259 157H260V156H259ZM71 158H72V157H71ZM74 158H75V157H74ZM78 158H79V157H78ZM83 158H84V157H83ZM125 158H126V157H125ZM175 158H176V157H175ZM197 158H201V155H200V157H197ZM207 158H208V157H207ZM220 158H221V157H220ZM228 158H229V157H228ZM255 158H256V157H255ZM85 159H86V157H85ZM89 159H90V158H89ZM147 159H148V157H147V155H146V156H145V160H143V161H146ZM203 159H204V158H203ZM216 159H217V158H216ZM229 159H230V158H229ZM251 159H252V158H251ZM257 159H258V158H257ZM257 159H256V160H257ZM83 160H84V159H83ZM86 160H88V158H87ZM116 160H117V159H116ZM120 160H122V158H121ZM126 160H127V159H126ZM126 160H125V162H126ZM174 160H175V159H174ZM179 160H180V159H179ZM181 160H182V159H181ZM188 160H189V159H188ZM199 160H201V159H199ZM199 160H198V162H200ZM207 160H208V159H207ZM218 160H219V159H218ZM218 160H217V161H218ZM221 160H222V158H221ZM101 161H102V159H101ZM101 161H100V162H101ZM128 161L131 162L130 159H128ZM143 161H142V162H143ZM202 161H203V160H202ZM215 161H216V160H215ZM217 161H216L215 163H217ZM227 161H228V160H227ZM229 161H230V160H229ZM238 161H239V160H238ZM83 162H86V161H83ZM108 162H109V160H108ZM125 162H123V163H125ZM147 162H149V160H148ZM196 162H197V161H196ZM248 162H249V161H248ZM256 162H257V161H256ZM76 163H77V162H76ZM90 163H91V162H90ZM172 163H173V162H172ZM212 163H213V162H212ZM218 163H219V162H218ZM234 163H235V161L233 162V164H234ZM257 163H259V162H257ZM257 163H256V165L258 166ZM86 164H87V163H86ZM92 164H93V163H92ZM92 164H91V165H92ZM105 164H106V163H105ZM116 164H117V163H116ZM126 164H127V162H126ZM140 164L142 165V163H140ZM150 164H151V163H150ZM150 164H149V165H150ZM175 164H176V163H174V165H175ZM179 164H182V161H179ZM191 164H192V163H191ZM201 164H203V162H201ZM207 164H208V163H207ZM213 164H214V163H213ZM242 164H243V163H242ZM252 164H253V163H252ZM82 165H83V164H82ZM106 165H107V164H106ZM114 165H115V164H114ZM114 165H113V166H114ZM118 165H119V164H118ZM123 165H124V164H123ZM132 165H133V164H132ZM132 165H131L130 167H133ZM152 165H153V164H152ZM158 165H159V164H158ZM176 165H178V164H176ZM176 165H175V166H176ZM193 165H196V163L193 164ZM193 165H192V167H193ZM217 165H218V164H216V166H215V165H214V166H215V167H218ZM225 165H227V164H225ZM247 165H248V163H247ZM93 166H95V165H93ZM96 166H97V165H96ZM110 166H111V165H110ZM113 166H112V167H113ZM135 166H137V165H135ZM172 166H173V165H172ZM185 166H186V165H185ZM220 166H221V164H220ZM223 166H224V165H223ZM228 166H230V165L228 164ZM228 166H226V167H228ZM240 166H241V165H240ZM90 167L92 168V166H90ZM99 167H100V166H99ZM140 167H141V166H140ZM145 167H147L146 164H144V168H143V170H144V169H147V168H145ZM190 167H191V166H190ZM190 167H189V168H190ZM215 167H214V168H215ZM224 167H225V166H224ZM226 167H225V168H226ZM114 168H115V167H114ZM123 168H124V167H123ZM180 168H181V167H180ZM189 168H186V169L189 170ZM210 168H211V167H210ZM219 168H220V167H219ZM76 169H78V168H76ZM81 169H82V168H81ZM95 169H96V167H95ZM97 169H98V168H97ZM130 169H131V168H130ZM134 169H135V168H134ZM137 169H138V168H137ZM139 169H140V168H139ZM172 169H174V168H172ZM192 169H194V168H192ZM215 169H216V168H215ZM228 169H229V168H228ZM228 169H225L224 172L228 173V171H229ZM232 169H233V168H232ZM78 170H79V169H78ZM93 170H94V169H93ZM112 170H113V169H112ZM125 170H126V168H125L124 170H121V172L124 171V172L122 173V176H123V174L125 173ZM127 170H128L127 172L129 173V171H130V170H129V167L127 168ZM148 170H150L149 167H148ZM209 170H210V169H209ZM209 170H208V171H209ZM212 170H214V169H212ZM226 170H228V171H226ZM103 171H104V170H103ZM131 171H132V170H131ZM131 171H130V173H129V174H131L130 177H132L131 179H134V175H133L134 172L132 173ZM134 171H137V170L135 169ZM139 171H140V170H139ZM146 171H147V170H146ZM190 171H191V170H190ZM202 171H203V170H202ZM217 171H218V169H217ZM82 172H83V171H82ZM84 172H86V170H85ZM84 172H83V173H84ZM92 172H93V171H92ZM98 172H99V171H98ZM98 172H96V173H98ZM117 172H118V170H117ZM144 172H145V171H144ZM148 172H149V171H148ZM153 172H154V171H153ZM174 172H176V171H174ZM193 172H195V171H193ZM213 172L215 173V171H213ZM220 172H221V168H220ZM232 172H233V171H232ZM244 172H245V171H244ZM78 173H79V172H78ZM135 173H136V172H135ZM145 173H146V172H145ZM181 173H182V172H181ZM186 173H187V174H186ZM216 173L219 174V172H216ZM261 173H262V172H261ZM84 174H85V173H84ZM136 174H137V173H136ZM138 174H139V173H138ZM172 174H173V173H172ZM176 174H177V173H176ZM183 174H184V173H183ZM183 174H182L181 176H183ZM188 174H189V177H188V180H187V181L190 180V179H189V178H190V174H192V173H188V171L185 172L186 177L188 176ZM212 174H213V173H212ZM212 174H211V175H212ZM224 174H225V173H224ZM77 175H79V174H77ZM80 175H81V174H80ZM132 175H133V176H132ZM145 175H146V174H145ZM151 175H152V174H151ZM179 175H180V173H179ZM196 175H197V174H196ZM200 175H201V174H200ZM226 175H227V174H226ZM226 175H224V176H226ZM230 175H231V177H233L232 174H230ZM251 175H252V174H251ZM85 176H86V175H85ZM87 176H89V173H88ZM98 176H99V175H98ZM136 176H137V175H136ZM136 176H135V177H136ZM142 176H143V175H142ZM142 176H141V177H142ZM181 176H179V177L181 178ZM214 176H215V175H214ZM217 176H219V175H217ZM217 176H215V177H217ZM123 177H124V179L127 178V176H125V175H124ZM143 177H144V176H143ZM143 177H142V178H143ZM147 177H148V176H147ZM175 177H177V176L175 175ZM195 177H196V176H195ZM197 177H198V176H197ZM200 177H201V176H200ZM220 177H221V175H220ZM226 177L229 179V176H226ZM226 177H225V179L227 180ZM261 177H262V176H261ZM263 177H264V176H263ZM94 178H95V177H94ZM104 178H105V177H104ZM136 178L138 179L139 176L136 177ZM145 178H146V177H145ZM182 178H184V177H182ZM182 178H181V180H182ZM201 178H202V177H201ZM233 178H234V177H233ZM258 178H259V176H258ZM64 179H65V178H64ZM108 179H109V178H108ZM137 179H136V180L134 179V181H138L140 178H139L138 180H137ZM153 179H155V178L153 177ZM158 179H159V178H158ZM216 179H217L216 181H218L219 178L217 177ZM231 179H232V178H231ZM260 179H263V178H260ZM99 180L101 181V179H99ZM144 180H145V179H144ZM144 180H143V182L146 183V182H147L146 180H148V179L145 180L146 182H145ZM150 180L152 181V179H150ZM150 180H148V182H149ZM159 180H160V179H159ZM171 180H172V179H171ZM176 180H177V179H176ZM178 180L180 181V179H178ZM223 180H224V179H223ZM226 180H225V182H228V180H227V181H226ZM229 180H230V179H229ZM255 180H256V179H255ZM263 180H264V179H263ZM75 181H76V180H75ZM120 181H121V180H120ZM126 181H127V179H126ZM130 181H131V180H128V182H130ZM132 181H133V180H132ZM140 181H141V179H140ZM153 181H154V180H153ZM174 181H175V180H174ZM179 181H177L178 184H180ZM187 181H186V182L184 181L185 184L188 183ZM98 182H99V181H98ZM143 182H142L141 185H144ZM154 182H155V181H154ZM171 182H172V181H171ZM189 182H191V181H189ZM225 182H223V184H224ZM262 182H263V181H262ZM262 182H261V183H262ZM107 183H108V182H107ZM134 183H136V182H134ZM139 183H141V182H139ZM149 183H150V182H149ZM157 183H158V182H157ZM157 183H155V184H157ZM217 183H218V182H217ZM252 183H253V182H252ZM261 183H260V184H261ZM263 183H264V182H263ZM81 184H83V183L81 182ZM88 184L90 185V182H89ZM108 184H109V183H108ZM110 184H111V183H110ZM130 184H131V183H130ZM137 184H138V183H137ZM150 184H151V183H150ZM150 184H148V185H150ZM152 184H154V183H152ZM152 184H151V185H152ZM160 184H161V183H160ZM175 184L177 185V183H175ZM213 184H214V183H213ZM233 184H234V183H233ZM260 184H259V185H260ZM138 185H139V184H138ZM157 185H158V184H157ZM173 185H174V184H173ZM176 185H174V186H176ZM182 185H183V184H182ZM182 185H181V187H182ZM187 185H188V186H187L186 188H188L189 185H191V184L188 183ZM262 185H263V184H262ZM86 186H87V185H86ZM105 186H106V185H105ZM118 186H119V184H118ZM127 186H129V185H127ZM130 186H132V185H130ZM145 186H146V185H145ZM145 186H144V187H145ZM179 186H180V185H179ZM184 186H185V185H184ZM184 186H183V187H184ZM220 186H221V185H220ZM87 187H88V186H87ZM156 187H157V186H156ZM217 187H219V186H217ZM222 187H225V186H222ZM107 188H108V187H107ZM107 188H104V189H107ZM127 188H128V187H127ZM136 188H138V186H137ZM141 188H143V186H141ZM147 188H148V187L146 186L145 189H147ZM149 188H150V187H149ZM151 188H152V187H151ZM190 188H191V186H190ZM89 189H91V188H89ZM121 189H122V188H121ZM130 189H131V188H130ZM130 189H129V190H130ZM155 189H156V188H155ZM166 189H167V188H166ZM179 189H180V188H179ZM259 189H260V188H259ZM124 190H125V189H124ZM150 190H151V189H150ZM152 190H153V188H152ZM158 190H159V187H158ZM160 190H161V189H160ZM175 190H177V189H174V191H175ZM125 191H126V190H125ZM131 191H132V190H131ZM131 191H129V192L131 193ZM140 191H141V189H140ZM142 191H143V190H142ZM147 191H148V189H147ZM153 191H155L156 194L158 193L157 190H153ZM153 191H152V192H153ZM188 191H189V190H188ZM233 191H234V189H233ZM87 192H88V191H87ZM133 192L135 193L136 191H133ZM137 192H138V191H137ZM149 192H150V191H148V193H149ZM155 192H154V193H155ZM161 192H162V191H161ZM170 192H171V191H170ZM184 192H185V191H184ZM186 192H187V190H186ZM216 192H217V190H216ZM223 192H224V191H223ZM89 193H90V191H89ZM141 193H142V192H140V194H141ZM144 193H145V192L143 191L142 195H146V193H145V194H144ZM154 193H152V194L150 193V194H151V195H150V196H151V199L153 198V200H155V199H154V196H152ZM164 193H165V192H164ZM177 193H181V191H180V192H177ZM207 193H209V192H207ZM261 193H262V192H261ZM263 193H264V192H263ZM137 194H138V197H139V195H140L139 192H138ZM156 194H155V195H156ZM188 194H189V193H188ZM223 194H224V193H223ZM223 194H222V195H223ZM240 194H241V193H240ZM108 195H109V194H108ZM134 195H135V194H134ZM134 195H133V193H132V195H131L132 198H134V197H133ZM147 195H148V194H147ZM147 195L145 196L146 198H147ZM164 195H165V194H164ZM179 195H181V194H179ZM179 195H178V197H179ZM191 195H192V194H191ZM216 195H217V194H216ZM238 195H239V194H238ZM262 195H263V194H262ZM262 195H261V196H262ZM49 196H50V195H49ZM136 196H137V195H136ZM148 196H149V195H148ZM176 196H177V195H176ZM185 196H187V195H185ZM214 196H215V195H214ZM246 196H247V195H246ZM257 196H259V194H258ZM138 197H137V199H138ZM141 197H142V196H141ZM141 197H140V198H141ZM178 197H177V199H178ZM189 197H190V196H189ZM212 197H213V196H212ZM215 197H216V196H215ZM224 197H225V196H224ZM240 197H241V196H240ZM259 197H260V196H259ZM105 198H106V197H105ZM108 198H109V197H108ZM135 198H136V197H135ZM142 198H143V197H142ZM146 198H145V199H146ZM155 198H157V197H155ZM158 198H160V197H158ZM197 198H198V197H197ZM205 198H206V197H205ZM210 198H211V197H210ZM238 198H239V197H238ZM238 198H237V199H238ZM256 198H257V197H256ZM260 198H261V197H260ZM98 199H99V198H98ZM122 199H123V198H122ZM129 199H130V198H129ZM185 199H186V198H185ZM185 199H184V200H185ZM187 199H188V198H187ZM187 199H186V201H188ZM190 199H191V198H190ZM214 199H215V198H214ZM242 199H243V198H242ZM258 199H259V198H258ZM261 199H262V198H261ZM100 200H101V199H100ZM131 200H132V199H131ZM131 200H129V202H130ZM149 200H150V199H149ZM153 200H152V201H153ZM178 200H179V199H178ZM212 200H213V199H212ZM216 200H217V199H216ZM101 201H102V200H101ZM132 201H134V200H132ZM132 201H131V202H132ZM156 201H157V200H156ZM181 201H182V200H181ZM198 201H199V199H198ZM217 201H218V200H217ZM224 201H225V200H224ZM102 202H103V201H102ZM146 202H147V201H146ZM154 202H155V201H154ZM158 202H159V201H158ZM158 202H157V203H158ZM208 202H209V201H208ZM234 202H235V201H234ZM259 202H261V200H260ZM119 203H120V202H119ZM136 203H137V202H135V204H136ZM148 203H149V202H148ZM151 203H152V202H151ZM181 203H182V202H181ZM186 203H187V202H186ZM189 203H190V202H189ZM210 203H211V202H210ZM214 203H215V202H214ZM219 203H220V201H219ZM87 204H89V201H87ZM87 204H86V205H87ZM91 204H92V203H91ZM138 204H139V206H141L140 201L138 202ZM154 204H156V203H154ZM154 204H153V206H154ZM160 204H161V203H160ZM190 204H191V203H190ZM190 204H189V205H190ZM192 204H193V203H192ZM203 204H204V202H203ZM215 204H216V203H215ZM241 204H242V202H241ZM262 204H263V203H262ZM69 205H70V204H69ZM102 205H103V204H102ZM107 205H108V204H107ZM189 205H188V207H189ZM206 205H207V204H206ZM235 205H236V206H234V208L237 207L236 210L238 211V210H239V209H238L239 206H238L237 204H235ZM94 206H95V205H94ZM121 206H122V205H121ZM133 206H135V205H133ZM149 206H150L151 208H150ZM149 206H148V212H147L146 214H148V213H152V210H151V212H150V210H149V209H153V208H152V205H149ZM180 206H181V205H180ZM186 206H187V205H186ZM186 206H183V208L186 207ZM192 206H193V205H192ZM195 206H197V205H195ZM217 206H218V205H217ZM217 206H216V207H217ZM245 206H246V205H245ZM141 207H142V206H141ZM172 207H173V206H172ZM188 207H187V208H188ZM211 207H212V206H211ZM218 207H219V206H218ZM231 207H232V206H231ZM231 207H230V208H231ZM89 208H90V207H89ZM92 208H93V206H92ZM92 208H91V209H92ZM106 208H107V207H106ZM117 208H118V207H117ZM136 208H137V207H136ZM138 208L140 209V207H138ZM234 208H233V209H234ZM242 208H243V206H242ZM56 209H57V208H56ZM83 209H84V208H83ZM95 209H96V208H95ZM154 209H156V205L154 206ZM185 209H186V208H184V210H185ZM188 209H189V208H188ZM220 209H221V208H220ZM97 210H98V209H97ZM105 210H106V209H105ZM133 210H136L135 207L133 208ZM133 210H132V211H133ZM143 210H144V207H143ZM143 210H142V211H143ZM221 210H222V209H221ZM234 210H235V209H234ZM91 211H92V210H91ZM200 211H201V210H200ZM211 211H212V209H211ZM237 211H236V212H237ZM239 211H240V210H239ZM82 212H83V211H82ZM84 212H85V211H84ZM134 212L136 213V211H133L132 214H134ZM145 212H146V211H144V213H145ZM183 212H184V211H183ZM188 212H189V211H188ZM213 212H214V211H213ZM232 212H233V214L236 213V212H234L233 210H232ZM232 212H231V213H232ZM86 213H87V211H86ZM91 213H92V212H91ZM97 213H99V212H97ZM140 213H141V210H140ZM238 213H239V212H238ZM258 213H260V212H258ZM81 214H82V213H81ZM88 214H89V213H88ZM108 214H109V213H108ZM124 214H125V213H124ZM127 214H128V213H127ZM142 214H143V213H142ZM198 214H199V213H198ZM239 214H240V213H239ZM85 215H86V214H85ZM93 215H95V214L93 213ZM93 215H92V216H93ZM97 215H98V214H97ZM137 215H138V213H137ZM164 215H165V214H164ZM187 215H188V213H187ZM193 215H194V214H193ZM130 216H131V215H130ZM145 216H147V215H145ZM197 216H198V215H197ZM213 216H214V215H213ZM233 216H234V215H233ZM235 216H236V214H235ZM235 216H234V217H235ZM247 216H248V215H247ZM106 217H107V216H106ZM109 217H110V216H109ZM114 217H115V216H114ZM142 217H143V215H142ZM142 217H141V218H142ZM149 217H150V214H149ZM153 217H154V216H153ZM190 217H191V216H190ZM84 218H85V217H84ZM84 218H83V219H84ZM107 218H108V217H107ZM133 218H134V216H133ZM137 218H138V217H137ZM80 219H81V218H80ZM96 219H97V217H96ZM118 219H119V218H118ZM142 219H143V218H142ZM142 219H141L140 223H144V222H142ZM147 219H149V218L147 217ZM152 219H153V218H152ZM163 219H164V218H163ZM194 219H195V218H194ZM237 219H239V218H237ZM72 220H73V219H72ZM87 220H88V219H87ZM100 220H101V219H100ZM126 220H127V219H126ZM139 220H140V217H139ZM139 220H138V221H139ZM149 220H150V219H149ZM149 220H147V221L149 222ZM155 220H156V218H155ZM190 220H191V219H190ZM232 220H234V218H233ZM244 220H245V219H244ZM110 221H112V220H110ZM110 221H109V222H110ZM147 221H146V223H147V226H146V227L149 226V223H148ZM151 221H152V220H151ZM158 221H159V220H158ZM158 221H157V222H158ZM161 221H162V220H161ZM235 221L237 222V220H235ZM238 221H239V220H238ZM93 222H94V221H93ZM112 222H113V221H112ZM118 222H119V221H118ZM154 222H156V221H154ZM189 222H190V221H189ZM88 223H89V222H88ZM98 223H99V222H98ZM114 223H115V222H114ZM114 223H113V224H114ZM131 223H132V222H131ZM140 223L138 224V225H139L138 227H142V224H141V226H140ZM166 223H167V221H166ZM177 223H179V222H177ZM190 223H191V222H190ZM262 223H263V222H262ZM84 224H85V222H84ZM110 224H111V223H110ZM152 224H153V225H156L157 223H156V224L152 223ZM195 224H196V223H195ZM82 225H83V224H82ZM87 225H88V224H87ZM93 225H94V224H93ZM96 225H97V222H96ZM153 225H152V226H153ZM188 226H189V225H188ZM116 227H117V226H116ZM178 227H179V226H178ZM195 227H196V226H195ZM93 228H94V227H93ZM113 228H115V227H113ZM143 228H145V227H143ZM153 228H154V227H153ZM149 229H150V228H149ZM149 229H148V230H149ZM175 229H176V228H175ZM186 229H187V228H186ZM253 229H254V228H253ZM116 230H117V229L115 228V231H116ZM136 230H137V229H136ZM140 230H141V229H140ZM155 230H156V229H155ZM199 230H200V229H199ZM144 231H145V233L143 232V233L145 234L144 236L147 237V235H148V238H147V239L145 238L146 240L142 237L143 240L145 241V243H144V241L142 240V241H143V245L145 244V245H144V246H145V252L143 251V252H144L143 255H144V258H145V264H154V263H155V260H154V258H153V254H154V253H153V246H152V243H150V242H151V238L154 237V235L156 234V232L152 234V233H149V231H148V234H147V233H146L147 230H144ZM128 232H129V231H128ZM141 233H142V232H141ZM158 233H159V232H158ZM187 233H188V232H187ZM210 233H211V232H210ZM241 233H242V232H241ZM146 234H147V235H146ZM106 235H107V234H106ZM106 235H105V236H106ZM196 235H197V234H196ZM61 236H62V235H61ZM111 236H112V235H111ZM139 236H140V235H139ZM155 236L157 237L158 234H156ZM185 236H186V235H185ZM190 236H191V235H190ZM94 237H95V236H94ZM99 237H100V236H99ZM118 237H119V236H118ZM183 237H184V236H183ZM96 238H98V236H97ZM108 238H110V237H108ZM108 238H107V239H108ZM92 239H93V238H92ZM120 239H121V238H120ZM160 239H161V238H160ZM179 239H180V238H179ZM211 239H212V238H211ZM93 240H94V239H93ZM153 240H154V238H153ZM153 240H152V241H153ZM162 240H163V239H162ZM54 241H55V240H54ZM68 241H69V240H68ZM121 241H122V240H121ZM159 241H160V240H159ZM178 241H179V240H178ZM190 241H191V240H190ZM109 242H111V239H110ZM181 242H182V241H181ZM101 243H102V242H101ZM140 243H141V242H140ZM159 243H160V242H159ZM99 244H100V243H99ZM153 244H154V243H153ZM156 244H157V243H156ZM93 245H94V244H93ZM118 245H119V244H118ZM140 245H141V244H140ZM178 245H179V244H178ZM130 246H131V245H130ZM194 246H195V245H194ZM194 246H193V247H194ZM104 247H105V246H104ZM140 247H141V246H140ZM193 247H192V248H193ZM94 248H95V247H94ZM135 248L137 249L138 247L136 246ZM142 248L144 249V247H142ZM194 248H195V247H194ZM215 248H216V247H215ZM88 249H89V248H88ZM99 249H100V248H99ZM138 249H139V248H138ZM186 249H187V248H186ZM84 250H85V249H84ZM116 250H117V249H116ZM181 250H182V249H181ZM218 250H219V249H218ZM98 251H99V250H98ZM98 251L96 250L97 253H99ZM118 251H119V250H118ZM130 251H131V250H130ZM155 251H156V249H155ZM194 251H195V250H194ZM102 252H104V251H101V253H102ZM110 252H112V249L110 250ZM138 252H139V251H138ZM174 252H175V251H174ZM176 252H177V251H176ZM179 252H180V251H178V253H179ZM84 253H86V252H84ZM105 253H106V252H105ZM120 253H121V252H120ZM111 254H112V253H111ZM140 254H141V253H140ZM155 254H156V253H155ZM157 254H159V252H158ZM174 254H175V253H174ZM192 254H193V253H192ZM81 255H82V254H81ZM102 255H104V254H102ZM112 255H113V254H112ZM115 255H116V254H115ZM122 255H123V254H122ZM137 255H138V254H137ZM137 255H135V256H137ZM220 255H221V254H220ZM82 256H83V255H82ZM135 256H134V257H135ZM141 256H142V255H141ZM179 256H181V255L179 254ZM182 256H183V255H182ZM192 256H193V255H192ZM73 257H74V256H73ZM99 257H100V256H99ZM74 258H75V257H74ZM87 258H88V257H87ZM91 258H92V257H91ZM97 258H98V257H97ZM140 258H141V257H140ZM144 258H143V259H144ZM158 258H159V257H158ZM158 258L156 257V263H157V259H158ZM224 258H225V254H224ZM82 259H83V258H82ZM101 259H102V258H101ZM190 259H191V258H190ZM217 259H218V258H217ZM226 259H227V258H226ZM226 259H225V260H226ZM86 260H87V259H86ZM119 260H120V258H119ZM158 260H159V259H158ZM176 260H177V259H176ZM196 260H197V259H196ZM209 260H210V259H209ZM82 261H83V260H82ZM96 261H97V260H96ZM103 261H105V260H103ZM138 261H139V260H138ZM200 261H201V260H200ZM237 261H238V260H237ZM122 262H123V260H122ZM181 262H182V261H181ZM194 262H195V261H194ZM215 262H216V261H215ZM220 262H221V261H220ZM10 263H11V262H10ZM125 263H126V262H125ZM125 263L123 262V264H125ZM142 263H143V262H142ZM156 263H155V264H156ZM174 263H175V262H174ZM174 263H173V264H174ZM186 263L188 264L187 261H186ZM200 263H201V262H200ZM102 264H104V263H102ZM140 264H141V263H140ZM189 264H190V263H189ZM194 264H196V263H194Z\"/></svg>", "mask_w": 264, "mask_h": 264}]
</instances>
